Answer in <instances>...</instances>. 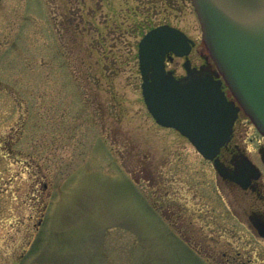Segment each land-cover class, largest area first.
Instances as JSON below:
<instances>
[{"label": "rangeland", "instance_id": "obj_1", "mask_svg": "<svg viewBox=\"0 0 264 264\" xmlns=\"http://www.w3.org/2000/svg\"><path fill=\"white\" fill-rule=\"evenodd\" d=\"M160 24L204 62L192 0L0 1V264H208L206 250L221 264L237 249L264 264V242L225 206L241 212V193L147 108L138 44ZM184 60L167 67L184 75ZM249 121L242 143L261 165Z\"/></svg>", "mask_w": 264, "mask_h": 264}, {"label": "water", "instance_id": "obj_2", "mask_svg": "<svg viewBox=\"0 0 264 264\" xmlns=\"http://www.w3.org/2000/svg\"><path fill=\"white\" fill-rule=\"evenodd\" d=\"M207 46L240 105L264 135V0H193ZM169 24L149 30L139 43L142 93L149 111L164 126L175 127L214 160L223 177L235 179L217 158L229 140L239 106L228 100L221 80L194 77L188 55L194 45ZM186 56L190 74L178 79L166 69V58ZM218 74V73H217ZM191 76V77H190ZM264 161V150L260 149ZM251 163L247 161V165Z\"/></svg>", "mask_w": 264, "mask_h": 264}, {"label": "flooded vegetation", "instance_id": "obj_3", "mask_svg": "<svg viewBox=\"0 0 264 264\" xmlns=\"http://www.w3.org/2000/svg\"><path fill=\"white\" fill-rule=\"evenodd\" d=\"M202 56L204 58V55ZM201 66H203L204 69L200 70L199 72H194V75L201 76L210 73L214 74L213 66L207 60H205V58L204 62L198 65V67L200 68ZM223 89L225 90L227 97L231 99L232 93L229 91L225 83H223ZM241 112L242 111H240L239 113V117L241 115ZM239 117L234 124L231 139L225 146L222 147L220 153L218 154L219 159L231 169H239L240 167L244 166L245 160L250 159L257 165V168L242 167L243 172L241 173L240 177H237L240 182L232 180L230 178H223L216 171V169H214L218 178L222 180L224 184H227V186L231 187L232 189H237L242 195V200L240 203L241 212L237 210L235 211V213H233L231 206L229 204H225V206L228 208L227 211L232 212L233 216L237 220L241 217L240 214H242L245 220L241 222L248 226L255 237L260 238L264 242V162L260 156L261 165H258L248 154L247 148L242 143L244 139V130L238 125ZM259 143L260 144L258 146V149L262 148L264 150V138L262 136L261 140H259ZM210 162L213 165V162ZM165 195H168L167 191H165ZM171 209L172 206H170L169 204L161 208L162 217L166 219V221L165 219L164 221L169 222L168 220H171L175 214L177 215L178 222H180V226H182L184 222V209L180 207V209H177L176 212ZM178 232L181 233L180 229ZM179 233L177 235H179ZM178 238L186 243L194 252H196V250H194L193 247L181 235H179ZM206 252L209 253L210 257L208 258L209 261L206 260L207 258H204L208 264H220V258L215 251L210 252L206 250ZM245 257L246 256L242 250H231L230 253H223L222 263L247 264ZM248 260L252 261V259Z\"/></svg>", "mask_w": 264, "mask_h": 264}, {"label": "trees", "instance_id": "obj_4", "mask_svg": "<svg viewBox=\"0 0 264 264\" xmlns=\"http://www.w3.org/2000/svg\"><path fill=\"white\" fill-rule=\"evenodd\" d=\"M67 23H72V22H68V19H67ZM66 26L68 27V25H67V24H65V27H66ZM69 29H70V28H69Z\"/></svg>", "mask_w": 264, "mask_h": 264}]
</instances>
